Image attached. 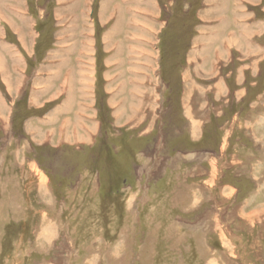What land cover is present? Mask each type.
Masks as SVG:
<instances>
[{
	"label": "rangeland",
	"instance_id": "374dc122",
	"mask_svg": "<svg viewBox=\"0 0 264 264\" xmlns=\"http://www.w3.org/2000/svg\"><path fill=\"white\" fill-rule=\"evenodd\" d=\"M98 1L59 33L42 0L0 72V264H264V0H143L110 38Z\"/></svg>",
	"mask_w": 264,
	"mask_h": 264
},
{
	"label": "crops",
	"instance_id": "0c3cea01",
	"mask_svg": "<svg viewBox=\"0 0 264 264\" xmlns=\"http://www.w3.org/2000/svg\"><path fill=\"white\" fill-rule=\"evenodd\" d=\"M93 1L94 0H81V1L80 0H51L50 1V5H51L50 7L52 8V11H51L52 16H51V14H50V16H51L52 20L55 21V23H56L55 24V32L60 33L59 25L57 23L61 22V23H63V26H65L64 22L62 20L69 22V21L74 20V16L76 17L77 15H79L78 16L79 21L80 20H83V21L84 20H93V19H91V17H92L91 5L93 4ZM32 2H28V3H30V7L27 4L30 17H25L20 10L17 11V13L11 12V10H10L9 12H11L12 16L7 18L5 15V12L8 11L7 8L10 7L11 0H9V1L8 0H6V1L0 0V15H1L0 16V27H2V28H0V37L3 36V38H4V40L0 39V72H2V70L5 69L6 66H9L8 68L13 67L15 69L16 68L20 69V68L24 67L23 59L32 57V55L30 56L28 53H30V52L34 53V51H35L34 44H33V51H32V45H27L26 38H30L31 32H32V27H31V25L28 24L27 21L29 18H31L32 20L34 19V21H32V22H37L36 21L37 18L39 21H42L41 13H39V12H42L43 10L41 9L42 6H40V7L38 6L39 3H42V0H33ZM26 3H27V0H26ZM142 3H143V0H99L98 1V6H99L98 7V19L101 22H102V20L105 21V23H104L105 25H107V23H106L107 21H110V23L112 22V24L110 26H113L117 20V16H120V19H122V21L124 20V22H125L124 26H126V28L130 30L131 29V25H130L131 22L130 21L136 20L135 18H137V16H139L137 14L138 10L136 8H132V7L134 6V4L136 6H139ZM78 5H79V8H78ZM72 6H73V8H72ZM222 8H223V10H222ZM32 11L34 12V14L32 13ZM74 11H76V12H74ZM214 11H216V12H214V15L217 16L218 13H220V12L222 13V11H224V7L217 6L214 9ZM35 12H38L37 14L40 15V17H37L36 20H35V15H36ZM81 14H84V16L85 15L86 16L89 15V16L88 17L85 16L83 18L81 16ZM31 19H30V21H31ZM227 23L226 24L228 26L229 22H227ZM36 26H37V24H35V26H34L35 30H36ZM66 26H65V28L68 31L69 29ZM6 29H9V31L7 30V32L5 33ZM64 30L65 29L62 28V31H64ZM109 30L112 31L111 27H109ZM129 30L122 32L121 35L122 36H128L129 33H127V32ZM3 32H4V34H3ZM39 32L40 31L37 32L38 35H39ZM7 33H8V36L10 34V35H13L15 38H17L18 42L16 41L14 43L9 44L5 40V38L7 39ZM61 33L63 34V32H61ZM112 33H114V32H112ZM116 33H118V32H116ZM116 36H118V35L116 34ZM228 41L229 40H226V42H228ZM67 47H64V48L67 49ZM72 47H74V46H72ZM53 49H56V48H54V46H53ZM60 51H62V50H60ZM7 54H9V58H10L9 61L6 59ZM56 57L59 58V56L52 57V58H50L51 61L48 63L53 64L55 61L54 58H56ZM39 63L40 64L43 63V59L38 58L35 61V66ZM59 63H60V60L56 61V63H54V65H50V66L55 67V65H57ZM61 63H64V62H61ZM57 67H59V66H57ZM4 72H6V71H4ZM3 73H1V74H3ZM68 75H69V76H67L68 78H66V80L64 81L65 87L67 84H68V86L72 87L73 85H75L74 82H77V85H79L80 96H81V94L87 96L89 91L86 89L89 88V84L91 82H88L87 78H85L82 73H79V81L78 80L74 81L73 79H75V78H73L71 76V74H68ZM56 78L57 77H54L53 74L50 73L49 75H47L46 79H43V78L40 79V81H41L40 83H43V85H48V84L50 85L52 82H54L55 80L58 79V78L57 79ZM82 78H84V80L86 82L81 81ZM13 84H15V83L13 82ZM37 86H38V84L34 86V89L37 90ZM46 89L48 90V88H46ZM68 93H70V92H68ZM45 94H46L45 91L34 93L35 96H41V95H45ZM50 100H51V98H50ZM71 104H72L71 99L69 97H67L66 102L64 103V106L66 109L63 108V106L58 107L55 109V111L52 114H55V116L65 114V112H68L67 107L70 108ZM32 105H34V104H32ZM35 105H37V104H35ZM0 106L2 107V104ZM0 111L2 112L3 110L0 109Z\"/></svg>",
	"mask_w": 264,
	"mask_h": 264
},
{
	"label": "bare ground",
	"instance_id": "6f19581e",
	"mask_svg": "<svg viewBox=\"0 0 264 264\" xmlns=\"http://www.w3.org/2000/svg\"><path fill=\"white\" fill-rule=\"evenodd\" d=\"M9 1V0H8ZM73 3V2H72ZM74 4V3H73ZM72 8H73V6H72ZM114 8V7H113ZM145 8V7H144ZM102 9V8H101ZM106 9V8H105ZM223 9V8H222ZM217 11V10H216ZM131 14V13H130ZM221 15V14H220ZM1 16V15H0ZM216 16V15H215ZM204 17V16H203ZM192 18V17H191ZM151 19V18H150ZM120 16H117V20H116V22L114 23L115 24V26L113 27V31H111V32H114V33H116V32H119V30H120ZM119 22V23H118ZM224 23V22H223ZM136 22H135V26H136ZM69 27H71V26H69ZM116 28V29H115ZM66 30V29H65ZM74 30V29H73ZM226 31V30H225ZM114 33L112 34V33H110V35H109V38H110V36H113L114 35ZM145 33V32H144ZM141 38V37H140ZM144 41H146V40H144ZM86 42V41H85ZM134 42H138V40H134ZM141 41H139V43H140ZM149 42V41H148ZM228 42H230L231 44H235L236 45V43H238L237 42V39H235V38H231V39H229V41ZM64 43V42H63ZM109 44V43H108ZM143 44V43H142ZM88 46L89 45H86V46H84V47H86V48H88ZM69 47V48H68ZM67 47V49L65 48V52H74V48L75 47H70V46H68ZM130 49H132V48H130ZM118 52H120V50H117ZM116 54H118V53H116ZM129 54V53H128ZM141 54V53H140ZM116 56V55H115ZM129 56V55H128ZM149 57V56H148ZM128 58V57H127ZM150 58V57H149ZM137 59V58H136ZM192 60V59H191ZM167 61V60H166ZM130 68V67H129ZM128 68V69H129ZM115 70V69H114ZM128 71V70H127ZM130 71H132V70H130ZM128 74V73H127ZM118 76V75H117ZM133 76V75H132ZM72 77H73V75H72ZM74 78V77H73ZM131 80V79H130ZM86 82V81H85ZM84 82V83H85ZM115 82V81H114ZM211 86V85H210ZM194 88V87H193ZM117 89V88H116ZM189 95V94H188ZM191 96V95H190ZM96 103V102H95ZM136 106V105H135ZM119 110H121V109H119ZM66 113V112H65ZM76 128V127H75Z\"/></svg>",
	"mask_w": 264,
	"mask_h": 264
},
{
	"label": "trees",
	"instance_id": "16d2710c",
	"mask_svg": "<svg viewBox=\"0 0 264 264\" xmlns=\"http://www.w3.org/2000/svg\"><path fill=\"white\" fill-rule=\"evenodd\" d=\"M51 0H49V2H50Z\"/></svg>",
	"mask_w": 264,
	"mask_h": 264
}]
</instances>
